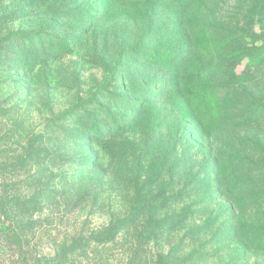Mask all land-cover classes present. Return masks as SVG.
Masks as SVG:
<instances>
[{"label":"rangeland","instance_id":"374dc122","mask_svg":"<svg viewBox=\"0 0 264 264\" xmlns=\"http://www.w3.org/2000/svg\"><path fill=\"white\" fill-rule=\"evenodd\" d=\"M261 1L0 0V207L21 228L0 218V264H127L137 250L135 264L169 250L168 264H264L211 238L227 212L201 167L243 107L234 94L264 91ZM186 207L167 239L145 237Z\"/></svg>","mask_w":264,"mask_h":264},{"label":"trees","instance_id":"16d2710c","mask_svg":"<svg viewBox=\"0 0 264 264\" xmlns=\"http://www.w3.org/2000/svg\"><path fill=\"white\" fill-rule=\"evenodd\" d=\"M252 10V16L260 18L264 12V0L256 2ZM255 94L245 88L240 90V93L234 94L243 107L239 115L226 114L231 120L232 129L223 132L224 135L215 149L214 157L211 156L213 157L211 158L208 155L201 163L205 180L210 184L214 183L220 190V197L225 200L227 219L222 224V229L217 228L214 232L210 231L212 229L211 218L189 227L190 236L196 238L193 239V248L190 249L188 258H192L199 251L197 247H194L197 246L196 243L199 240V245H205V242L197 236L206 231L211 232L212 239L222 233L223 240H229L233 245L232 249L239 256L264 253V91L261 90L258 95ZM82 133L83 131H78L77 138H81L79 135ZM98 160L99 155H96L92 169L99 167ZM82 161L85 160L82 159ZM196 177L197 175H192L190 185L194 183ZM189 214L190 209L186 207L180 214L159 218L156 225H146L147 231L143 233L147 239L151 237H154L156 241L167 239L168 235H165V231L170 230L167 228H172L177 223L182 224ZM1 217L3 224H8L5 228L11 229L13 237H19L21 228L15 225L10 226L14 221L12 213L3 209L2 206L0 207ZM130 218L127 216L121 220V223L126 222L123 225H117V223L114 225L112 222L106 228L97 231L99 232L96 233L99 235L98 238L113 239L120 228L129 225ZM137 252H134V256L130 257L127 264H135L134 261L138 258L135 255ZM172 254V250L166 254L158 251L152 257L151 264H168L170 260H175V255L171 258Z\"/></svg>","mask_w":264,"mask_h":264}]
</instances>
